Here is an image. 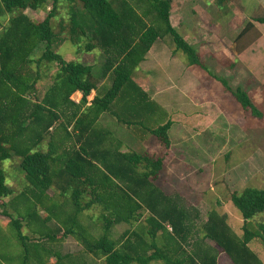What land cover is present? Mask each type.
I'll list each match as a JSON object with an SVG mask.
<instances>
[{"label": "trees", "instance_id": "16d2710c", "mask_svg": "<svg viewBox=\"0 0 264 264\" xmlns=\"http://www.w3.org/2000/svg\"><path fill=\"white\" fill-rule=\"evenodd\" d=\"M222 1L216 0V6ZM0 5V15L9 16L0 32V212L9 219L21 245L29 240L25 264L32 254L44 252L48 258L55 242L67 237L82 244L83 254L103 264H218L222 254L225 264H262L248 245L257 240L264 249V224L249 230L252 220L264 214V189L247 187L230 194L243 221L240 238L225 217L214 211L198 229V211L158 185L172 157L168 135L172 123L163 120L159 114L164 111L134 81L138 66L156 41H165L188 66L216 79L241 109L254 117L260 115L245 90L232 91L225 79L213 75L197 48L174 30L169 20L171 0H0ZM60 8H66L68 18H60L55 30L52 22ZM26 10L48 12L38 22L29 19ZM254 21L264 24V17ZM251 27L247 22L234 43ZM63 43L85 54H101L99 71L95 73L93 65L64 60L54 51ZM39 49L40 56L35 57ZM232 54L238 52L234 49ZM54 64L53 83L39 99L40 68ZM92 91L95 96L86 106ZM75 92L82 95L78 105L69 99ZM103 114L141 145L153 138L162 147L160 155L132 149L121 153L118 147L106 145L109 134L97 128ZM61 116L71 125L69 132L65 130L63 149H54L50 139L43 151L49 128ZM13 156L19 160L25 182L23 193L31 197L33 216L38 218L33 231L38 236L32 241L22 235V222L6 212L4 200L14 191L6 184L2 163ZM49 190L53 196H48ZM93 208L99 211L98 238L79 221L81 214ZM52 221L55 224L50 226ZM121 224L127 228L115 239L112 231ZM195 238L192 254L186 255L183 246ZM205 240L215 247L201 246Z\"/></svg>", "mask_w": 264, "mask_h": 264}, {"label": "rangeland", "instance_id": "374dc122", "mask_svg": "<svg viewBox=\"0 0 264 264\" xmlns=\"http://www.w3.org/2000/svg\"><path fill=\"white\" fill-rule=\"evenodd\" d=\"M47 12L48 10L46 12L26 10L24 14L29 19L40 22ZM56 13L57 18L52 22L55 30L58 28L57 23L60 18L65 20L68 18L66 8H60ZM8 17L4 13L0 15V32L7 25ZM206 31L203 27L202 32ZM236 36L237 34L232 37L226 36V38L230 40V43H233ZM244 38L245 36L237 42L240 44L237 48L233 46L236 48L235 51L239 49L242 50V53L248 48V46L246 47L247 43L244 45L241 42ZM199 42L200 39L197 40V43ZM197 47L199 48V46ZM251 49L255 52L258 47L253 45ZM54 51L66 61L93 65L95 73L99 71L103 63L101 54L96 52L85 54L79 51L78 47L69 43L55 47ZM40 53L41 49L36 52L35 57H39ZM255 55L264 59L259 51H256ZM205 60V62L202 60V63H205L213 75L225 79L232 91L236 88L246 89L251 102L260 115L254 117L249 111L241 109L222 84L205 71L194 69L193 75L197 81V85L195 84L198 87L197 90H194L190 96L176 94L161 100L169 105V108H173V111L179 110L175 113L189 114L191 118L187 122L182 115H174L172 118L175 123H173L174 128L169 132V137L174 143L171 155L172 157L174 155L176 162L173 159L168 169L162 172L158 185L164 192L171 195L178 194L187 206L198 211L199 219L196 221L198 229L205 223L208 214L214 211L225 217L226 223L233 233L241 238L243 236V221L229 198L233 192H240L247 187L264 189V60L258 59L246 68L241 66V68H237L239 63L232 64L235 65V68L219 67L212 60L210 61L208 58ZM31 69L32 72L35 71L34 66ZM40 71H44V67H41ZM50 83L51 79L44 78V76L38 82L37 90L40 99ZM179 86L183 87L182 83ZM182 108L183 110L180 111ZM182 124L193 129L189 135L184 132L183 135L177 136L176 132L174 134V130H177L176 128ZM174 136L178 138H174ZM155 147L156 149H150ZM144 149L150 150L152 156H158L162 152L161 146L154 139ZM181 157L185 158V161H182ZM2 169L6 184L14 190V195L6 199L8 202L6 212L12 218L22 222L21 233L23 236H27L30 241L35 240L38 235L33 231L37 228L35 222H38V218L36 214L33 216L34 208L30 201L31 197L29 200V194L23 193L25 182L22 179L19 160L13 156L2 163ZM97 210L93 208L92 211L85 212L79 217L81 224L94 238L101 235V224L97 221L99 211ZM41 215L44 216V213L42 212ZM23 217L24 219H22ZM0 219L9 220L2 216L1 212ZM261 223L264 224V214L252 220L249 230L256 231L257 225ZM126 228L123 224L114 227L113 238L117 239ZM0 236V245L2 244L0 258L6 262L3 264H10V262L21 264L22 261H26L24 260V248H31L28 246L29 240L24 246L21 245V242L16 238L14 229L8 223L5 227L0 224ZM195 240L196 238L192 239L187 246H183L186 255L192 254L191 244ZM77 243L74 241L68 243L63 251L72 253L77 250L82 251V244L79 243L80 246ZM200 245L215 247L214 243L209 240H205ZM248 247L264 259V249L257 240L251 241ZM2 254L9 255L8 262ZM37 255L46 257L44 252ZM223 256V254L219 256V264H225ZM225 262L228 264L227 261ZM150 264L162 263L155 261Z\"/></svg>", "mask_w": 264, "mask_h": 264}, {"label": "crops", "instance_id": "0c3cea01", "mask_svg": "<svg viewBox=\"0 0 264 264\" xmlns=\"http://www.w3.org/2000/svg\"><path fill=\"white\" fill-rule=\"evenodd\" d=\"M215 2L216 0H171L169 15L171 26L187 44L197 48L204 62L206 61L205 59L208 58V60H212V62L219 67L239 63L237 68L240 66L246 68V66H251L258 59L264 60L259 57V55H255L256 51H259L264 58V24L254 21V18L264 17V0H224L219 7L216 6ZM247 22H250L252 27L250 31L245 34V38L241 40V42L244 45L247 43L246 47L248 46V48L242 53V50L238 49V54L234 56L232 50L236 49L240 44L234 42L230 43V40H227L226 36L232 37L233 35H238ZM203 27L207 30L205 33L202 32ZM198 39H200L199 43H197ZM253 45L258 47L255 52L251 49ZM197 46H199V48ZM233 46H236V48ZM81 64L92 66L91 64ZM48 66V68L47 66H43L44 71H40L43 74L42 78L44 76V78L51 79V83L43 93V97L51 87L54 75L57 72V66L55 64ZM54 66L55 68L53 69ZM233 67L235 68V65ZM194 69H196V67L188 66L181 54H173L165 41L158 40L153 44L146 54L144 61L138 66L136 71L137 76L134 78L136 84L147 93L150 100H153L164 111V113L159 114L163 117V120L168 121L169 119L172 123L168 135L174 128L173 123L175 122L172 120L174 115H182L186 122L190 120L191 117H189V114H183L182 112L175 113L179 110L176 109V111H173V108H169L170 106L166 105V103H163L161 100L164 98L168 99L171 95L174 96L176 94H188V96H190L194 90H197L198 87L195 86V84L197 85V81L193 75ZM181 83L183 87L179 86ZM245 91L247 92L246 89ZM94 96L95 92L92 91L86 99V106L90 105ZM27 98L29 99L28 96ZM81 98V93L75 92L69 99L71 102L78 105ZM31 99H33L32 96ZM34 101L35 100H33L32 103ZM182 110L183 108L180 111ZM113 124L112 119L105 114L101 115L98 119L97 128L109 134L106 145L111 144L112 146L118 147L121 153H125L132 149L136 152L146 151L150 154V150H145L144 148L153 138L141 145L116 123L117 126ZM176 129L177 130H174V134L176 132L177 136L181 135L183 132L189 135V132L193 130L190 126L185 124L179 125ZM65 130L69 132L71 130V125H67L65 118L61 116L59 120L49 128V136L43 143L42 150H47L50 139L54 149L62 150L66 143L64 142ZM174 138L178 137L174 136ZM170 142V151L172 152L174 143L171 139ZM150 149H156V147ZM181 158L182 161H185V158ZM173 159L174 155L169 158L164 171L168 169ZM174 160V162H176V159ZM47 194L48 196H53L54 192L49 190ZM4 201L8 203L6 199ZM56 204L57 207H61L59 201H57ZM6 223L9 224V220L0 219L2 227H5ZM49 224L53 226L55 223L52 221ZM47 226L49 225L47 224ZM69 240H73L74 243H77L72 237H67L62 241H56L54 249L50 251L52 254L49 255L48 258L32 254L27 264H40L38 261H43L42 264H56L59 263L57 261L58 258L63 261L60 262V264H103L101 260H96L92 255L83 254L80 250L74 253L64 252L63 248H65V245L73 242ZM0 251H2V244L0 245ZM2 256L7 262L9 261V255L2 254ZM257 257L261 263L264 264V259L259 255ZM4 262L3 258H0V264ZM10 264H12V262H10ZM21 264H25V261H22Z\"/></svg>", "mask_w": 264, "mask_h": 264}]
</instances>
